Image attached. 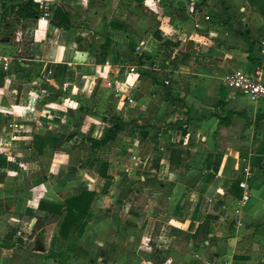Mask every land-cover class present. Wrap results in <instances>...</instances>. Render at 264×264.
Instances as JSON below:
<instances>
[{"label":"crops","instance_id":"obj_1","mask_svg":"<svg viewBox=\"0 0 264 264\" xmlns=\"http://www.w3.org/2000/svg\"><path fill=\"white\" fill-rule=\"evenodd\" d=\"M32 1L47 9V17L18 22L30 37L35 95L26 102L39 103L42 110L21 108L31 123L24 129L22 115L15 117L20 134L12 144L16 157H33L15 164L35 161L43 168L41 179L33 178L21 192L10 186L18 175L27 178L23 170L15 168L17 173L0 181V231L9 230L14 244L5 248L6 234H0V264H264V100L251 101L220 82L234 70L264 80V57L256 52L264 0H132L157 27L140 33V23L131 30L113 22L123 29L110 27V36L90 24L88 30L53 28L52 0ZM131 41L135 45L126 51ZM116 51L129 61L151 59L138 68L143 74H128L132 62L126 61L119 75ZM186 52L203 61L185 63ZM18 60L28 68L22 56ZM3 75L13 77L12 65ZM117 83L131 87L132 102L122 117L144 128L127 126L120 133L130 130L134 137L123 138L126 147L117 138L93 147L91 140L116 124L124 97ZM34 136L57 143L37 156L31 150ZM61 144L69 149L66 154L54 152ZM173 150L180 154L170 170ZM71 159L75 164L68 165ZM8 164L1 167L11 168ZM245 167L250 192L241 204L237 184ZM32 169L36 173L38 166ZM83 191L92 198L74 238L85 255L68 254L61 262L62 217L38 211L37 204L61 206ZM36 217L44 220L31 231ZM50 244L59 249L52 252Z\"/></svg>","mask_w":264,"mask_h":264},{"label":"rangeland","instance_id":"obj_2","mask_svg":"<svg viewBox=\"0 0 264 264\" xmlns=\"http://www.w3.org/2000/svg\"><path fill=\"white\" fill-rule=\"evenodd\" d=\"M22 1L24 0H0V4H3L4 8L6 9L10 4H18ZM52 2H53V5L63 6L66 10H68L73 15L74 18L77 19L78 22H76V25H72V26L79 25L81 29L88 30V24H90L91 26H94L98 30L99 35L105 34L106 36H110V25L109 24L113 22L121 23L125 26V28H129L131 30L134 27H137L138 23H140L139 24L140 33L145 31L151 34L157 27V24L154 21V18L151 15H149L148 12L144 11L143 7L142 9H136L134 7L132 0H52ZM42 11L47 12V9L46 10L42 9ZM0 12H1L0 14V49L6 50V53H8L9 55L13 57V61H12L13 77H6V75H3L0 72V181H4L6 179V175L17 173L18 171H16L15 168L23 170V174L28 175L27 178L26 177L21 178V176L18 175L16 176L18 180L17 182H15L11 186L7 184V186H10V187L18 186L19 188L18 190L21 192L22 190L20 189L21 187L26 188L32 185L33 178L41 179L39 177L40 175L39 173L43 168V164L42 162L35 164V161L26 163L22 166H20L17 163L15 164V161H17L18 158H23L24 160H27V159L33 160V157H29L28 155H25V154L24 155L19 154V156L16 157V152L14 150H16L17 148L12 143H14L15 141H18L17 134H20V131H18L19 128H15V126H17L18 124L15 117L19 116L18 114L22 115L21 108L25 106L28 107L27 112H32V109L34 110L36 108L38 110H42V106L39 103L32 104V102H26V98H29L31 100V98H34V95H35L34 92H32L33 86H31V83H30L31 70L29 69V67L31 66V62H30L29 52H28L30 37L28 35L29 33L26 30L27 27L21 22L11 20L10 15L2 14L3 9L1 8H0ZM125 44H127L126 45L127 47L125 49L126 51H129L131 49V46L135 45L134 41H131V43H125ZM125 44L123 46H125ZM115 53H116L115 59L116 60L118 59L117 64H118V68L120 69L119 75H121L125 71L126 67H124L123 65L126 64L125 63L126 61L132 62L131 67L134 66V70L135 71L137 70V74L141 75L143 74V71L138 72L139 70L138 68L142 64L149 63L151 59V56L148 57L146 55H141L140 60L133 59L129 61L128 59H125L126 57L122 58L121 55H118L117 51ZM185 55L186 56L184 57L183 61L187 64L189 63L191 66L197 65L199 62L201 63L203 61L201 59H198L197 57L193 58V56L189 54L188 52H186ZM21 56L23 57V59L27 61L26 64L28 65V68H25L24 66L19 65L20 63L18 59ZM220 82L222 85V80ZM121 103H122L121 105L122 107L120 108V113L117 119L120 121H123L130 129H133L136 127L143 129L144 127L142 126H136L128 122L126 119L127 117H122V115L127 109V105H128L127 98L126 97L121 98ZM23 116L25 115H22L20 117H23ZM46 116L48 119H51V120L54 119L49 114ZM21 119L25 120L24 126H23L24 129L26 128L27 124L30 125L31 117L26 116ZM2 126H4V128H7V130L9 131L7 134L2 132L1 130L3 128ZM27 130H30V129H27ZM126 133H129V134H126ZM12 136H15V137H12ZM124 137L130 140L134 139L130 130L128 131L125 130L116 139V141H118L117 144L119 143H120L119 145L122 144L123 145L122 147H126L127 145V142L125 141L123 142ZM80 140L83 141L84 139H80ZM74 145H76V143H74ZM79 145L80 144L77 143L76 147H79ZM68 150L69 149L67 148L66 145L61 144L60 146L56 148L54 152L57 154H60V153L66 154ZM46 153L48 154V156L52 154L49 151H47ZM74 162L75 160L71 159L69 160L68 165H72ZM3 163L4 164L11 163L12 166L11 168L8 167L6 169V167H1L3 166L2 165ZM34 165L38 166L36 173H34L35 171H32L33 170L32 168ZM23 181H27V182L24 183ZM8 219H9L8 217L1 218V221L5 222V221H8ZM17 229L18 227H16V229L13 230L12 233H16ZM51 230L52 229H50V231ZM8 232L9 230H6L3 228V230L0 231V234L4 235V234H8ZM16 234H15V237L17 236ZM20 236H21L20 239L23 238L24 241L25 239H27L26 229H24V232L21 231ZM49 249L52 252H56L59 249V247H57L56 245V247L52 248V245L50 244ZM52 252H49V257H51V255L53 254ZM73 264H77V263H73Z\"/></svg>","mask_w":264,"mask_h":264},{"label":"trees","instance_id":"obj_3","mask_svg":"<svg viewBox=\"0 0 264 264\" xmlns=\"http://www.w3.org/2000/svg\"><path fill=\"white\" fill-rule=\"evenodd\" d=\"M133 1L137 4L142 2V0ZM0 8L3 9L2 14L10 15L11 20L15 21L35 20L42 14L39 4L33 2L32 0H24L18 4H10L6 9L3 4H0ZM49 11V24L53 28L66 30L76 23L73 15L60 5H52L49 8ZM109 25L111 29H123V26L120 24L111 23ZM153 37L157 40L159 39L157 34H153ZM106 43L107 42H105V44ZM126 127L127 125L123 121L117 119L114 126L105 128L101 137L96 141L91 140L90 145L93 147L103 146L105 143L116 139L117 135L120 134ZM56 143V139L34 136L32 138L31 150L35 155L40 156L43 154L46 146H51ZM176 154H180V151H171L170 170L174 169V157ZM91 198L92 193L83 191L77 196L65 199L61 206L45 202H38L37 204L38 211L45 212L54 218L62 217L57 233L58 238L65 243L61 253L59 254L61 262L68 254H72V256H75L76 258H79L80 254L82 256L85 255V252H83V250L75 244L74 234L80 227L89 210ZM43 220V218L36 217L31 231L37 229ZM4 239L6 241L5 248L9 249L13 247L14 244L10 242V234L4 235ZM16 243L20 244L21 241L16 240Z\"/></svg>","mask_w":264,"mask_h":264},{"label":"built area","instance_id":"obj_4","mask_svg":"<svg viewBox=\"0 0 264 264\" xmlns=\"http://www.w3.org/2000/svg\"><path fill=\"white\" fill-rule=\"evenodd\" d=\"M47 12L42 11L39 16L41 19L47 17ZM195 29L198 28L197 24L193 26ZM256 52L259 56L264 57V30L259 34L256 42ZM13 57L6 52H0V72L2 74L7 73L10 66L12 65ZM128 74L135 73L134 67L127 68ZM117 92L127 98L129 103L132 102L128 98L127 93L131 91L130 86H124V84L117 83ZM222 86L233 93L241 94L248 97L251 101H263L264 100V80L261 79L258 74H249L241 70H234L229 75L225 76L222 80ZM16 128V126H15ZM117 135L116 138L119 137ZM15 137V136H12ZM130 162H136V157L129 155ZM243 179L238 181L237 186L242 190L240 203L245 204L249 199L250 185L245 182L246 178L250 176L249 169H242Z\"/></svg>","mask_w":264,"mask_h":264}]
</instances>
